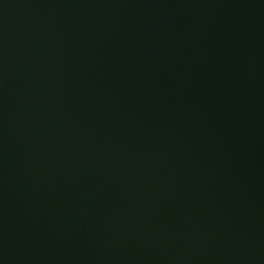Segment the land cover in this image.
<instances>
[{
  "label": "water",
  "instance_id": "obj_1",
  "mask_svg": "<svg viewBox=\"0 0 264 264\" xmlns=\"http://www.w3.org/2000/svg\"><path fill=\"white\" fill-rule=\"evenodd\" d=\"M0 264H264V0H0Z\"/></svg>",
  "mask_w": 264,
  "mask_h": 264
}]
</instances>
